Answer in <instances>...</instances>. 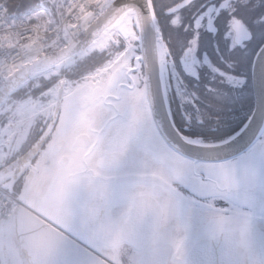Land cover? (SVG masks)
I'll use <instances>...</instances> for the list:
<instances>
[{
	"label": "flooded vegetation",
	"instance_id": "1",
	"mask_svg": "<svg viewBox=\"0 0 264 264\" xmlns=\"http://www.w3.org/2000/svg\"><path fill=\"white\" fill-rule=\"evenodd\" d=\"M151 2L175 127L183 135L209 144L235 136L257 108L254 63L264 45V0ZM132 24L130 20L122 33L120 54L95 77L86 78L87 88L76 94L70 106L67 102L79 86L70 85V76L63 71L46 88L41 106L8 134L0 152V186L13 195L35 194L39 199L50 190L58 202L79 186L86 197L106 201L103 225L116 216L110 203L121 204L115 213L134 208L129 227L135 233L140 228V203L154 208L161 201L163 223L181 224L175 245L182 257L198 239L232 231L230 236H217L210 247L219 249L216 256L224 254L226 264H233L229 248L246 254L255 249L246 242L259 244L264 239V111L249 143L226 160L195 162L174 151L149 114L143 94L144 67L137 59L140 43ZM117 42L118 36L110 44ZM119 128L122 137L132 130L136 133L122 142L123 161L113 171L100 160ZM40 137L39 151L25 164L6 171ZM56 140L60 146L52 145ZM77 142L82 146H74ZM53 180L56 185L51 187ZM16 227L13 216L0 223V264H40V256L57 254L33 253L29 249L38 246L36 240H20ZM121 234L127 237L123 231ZM99 248L105 256H96L106 262L117 256L121 264H136L139 258L132 246L123 245L118 253L106 245ZM214 251L211 249L212 255ZM92 257H78L76 264H95ZM249 257L248 253L251 260ZM170 264L175 263L171 260Z\"/></svg>",
	"mask_w": 264,
	"mask_h": 264
},
{
	"label": "water",
	"instance_id": "2",
	"mask_svg": "<svg viewBox=\"0 0 264 264\" xmlns=\"http://www.w3.org/2000/svg\"><path fill=\"white\" fill-rule=\"evenodd\" d=\"M130 20L133 22L132 27L137 32L140 43V53L137 59L143 63L144 67L145 92L143 94L151 119L159 135H162L168 143L167 145L195 162L226 160L244 149L252 134L257 132L256 127L261 122L259 118L264 111V45L255 56L254 63L253 87L256 93L255 99H257L254 117L249 119L245 127L240 130L241 132L222 142L209 144L192 139L178 131L170 115L163 73L161 72L159 41L161 38L151 0H116L93 28L85 30L63 49L53 55H40L21 68L13 70L0 84V106L13 93L36 77L46 75L51 71L60 73L63 69L72 67L77 60L87 54L105 50L108 42L114 41L113 35L116 32L122 36V33L127 30ZM77 86L79 88L70 96V100L67 102L68 106L71 105V101L79 91L87 88L85 81ZM135 133L136 131L132 130L131 134L122 137V128L116 130L108 149H106V154L100 160L101 164L113 171L120 168L121 161H123L120 152L122 142L132 138ZM42 142L43 138L40 137L29 151H25L14 164L8 165L6 171L9 172L12 167L18 168L28 162L39 151ZM55 144H57V140L52 143V145ZM60 145L61 142L57 144V146ZM74 146L80 147L82 144L77 142ZM135 178L142 180L144 177L136 176ZM54 185H56L55 180L50 183L51 187ZM96 195L101 194L97 191ZM22 197L23 195L20 193L18 198L24 206H19L12 214L19 239L36 240L38 246L33 245L29 249L33 253H57L40 256V264H76L78 257L84 256L90 259L92 254L96 258L92 257L95 264H110L96 256L98 253L105 256V252L99 248L100 244L111 247L114 253L121 251L123 245L136 248L139 251L136 264H170L171 260L175 264H226L224 254L221 252V256H216L215 253L219 249L210 246L217 242V236L227 237L233 232H220L210 239H198L191 250L182 257L177 252V245H175V242L180 239L181 224L177 226L178 223L175 222L172 226H167L163 223L160 197H158L159 204L156 202L158 207L146 208L140 203V228L136 233L129 227L134 221L136 213L134 208H125L123 212L115 213L114 210L121 204L110 203L109 208H112V213L116 216L113 221L103 225L101 216L107 206L106 201L99 198L92 200L90 197H86L79 186L74 193L68 191L59 202L57 197H53L50 190L41 199L35 194ZM228 198L233 200L234 196L229 194ZM100 222L101 225H99ZM94 224L98 227L92 230L91 227ZM122 231L123 235L127 236L126 238H122ZM96 241L99 242V245L96 244ZM161 242L163 244H159ZM222 242H226V239H222ZM246 243L255 245L254 251L249 250L245 254V251L240 252L236 247L229 248L233 264H264V239L259 244ZM154 245L157 246L151 249ZM257 245L261 246L260 250L256 248ZM211 249L215 250L214 255L211 254ZM248 253L251 260L247 258ZM110 260L115 264L120 263L117 256H113Z\"/></svg>",
	"mask_w": 264,
	"mask_h": 264
},
{
	"label": "built area",
	"instance_id": "3",
	"mask_svg": "<svg viewBox=\"0 0 264 264\" xmlns=\"http://www.w3.org/2000/svg\"><path fill=\"white\" fill-rule=\"evenodd\" d=\"M7 1L0 0V27L6 26L0 33V82L37 54H50L91 28L115 0H47L61 8L58 23L52 26L40 21L32 23L31 16H6ZM38 14L46 15V10L41 9ZM15 27L25 30L27 36L19 37L11 30ZM15 207L16 200L0 189V212L6 210L8 216ZM6 216L0 215V221Z\"/></svg>",
	"mask_w": 264,
	"mask_h": 264
},
{
	"label": "rangeland",
	"instance_id": "4",
	"mask_svg": "<svg viewBox=\"0 0 264 264\" xmlns=\"http://www.w3.org/2000/svg\"><path fill=\"white\" fill-rule=\"evenodd\" d=\"M44 6L47 10V15H53L57 12L59 9L58 4H53L50 5L47 0H44V2L40 6ZM37 9V8H36ZM33 11V10H31ZM6 26L0 27V33L5 31ZM13 30L16 34H18L19 37H25L27 36L25 30L15 27ZM12 35V34H11ZM116 36L119 37V42H117V45H107L106 46V51L100 54H94L95 56H91V54L94 53L91 52L87 54L85 57H83L82 61H80V64L75 66L73 65L74 68L68 70V73H71V76L69 77V84L72 86H75L79 81L85 79V78H91L95 77L96 74L101 72L103 66H106L108 63H112V61L120 54L122 51V36L120 35L119 32H116L113 37L115 38ZM38 55V54H37ZM90 56V57H89ZM99 63L96 65H91L92 62H95L97 60L102 59ZM79 63V62H78ZM54 72H49L46 75L43 76V79H48L51 80V76ZM42 78V77H40ZM40 78H35L32 81L28 82L26 85H24L21 88V93L20 94H28L24 99L18 100L20 98L17 97V94H14L13 97L9 98L7 100V103L3 105V107L0 109V120L4 119L3 124L1 125L2 128L0 129V152L1 148L5 142L6 137L10 132L13 130L17 129L19 127L20 123L22 122L21 120H24L28 115H30L33 111L37 110L41 104L43 103V98L44 94L46 93V90H43L42 92H39L36 95H32L31 92H34L39 88L41 85V80ZM55 81L52 80L50 85L51 86ZM71 87V86H70ZM118 264H121L118 263Z\"/></svg>",
	"mask_w": 264,
	"mask_h": 264
},
{
	"label": "trees",
	"instance_id": "5",
	"mask_svg": "<svg viewBox=\"0 0 264 264\" xmlns=\"http://www.w3.org/2000/svg\"><path fill=\"white\" fill-rule=\"evenodd\" d=\"M44 2V0H9L7 2V5L5 6L6 7V15H19V14H23V13H27L31 10H34L38 7H40V5ZM91 56H95V55H92ZM90 57V56H89ZM102 59L100 60H97L95 62H92L90 66H94L96 65L97 63H99ZM80 64V62L76 65L78 66ZM82 65V64H80ZM79 65V66H80ZM67 74L69 76H71V73H68ZM41 80V85L39 86V88L37 90H35L34 92H31L32 95H36L38 94L39 92H41L42 90H44L47 86L50 85L51 81L52 80H55V78H52L51 80L48 81V79H43V78H40ZM22 91H18L16 94H17V97L20 98L18 100H21V99H24V97H26L28 94H20ZM4 122V119L0 120V124H3Z\"/></svg>",
	"mask_w": 264,
	"mask_h": 264
},
{
	"label": "snow or ice",
	"instance_id": "6",
	"mask_svg": "<svg viewBox=\"0 0 264 264\" xmlns=\"http://www.w3.org/2000/svg\"><path fill=\"white\" fill-rule=\"evenodd\" d=\"M228 80H233V78L231 76H229ZM236 82L237 83H241L242 81L241 80H237ZM0 215H5L6 216V210H5V212H0Z\"/></svg>",
	"mask_w": 264,
	"mask_h": 264
}]
</instances>
